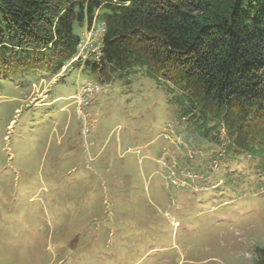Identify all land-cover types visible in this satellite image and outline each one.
<instances>
[{"label": "rangeland", "instance_id": "374dc122", "mask_svg": "<svg viewBox=\"0 0 264 264\" xmlns=\"http://www.w3.org/2000/svg\"><path fill=\"white\" fill-rule=\"evenodd\" d=\"M97 26L56 74L0 80V264H254L263 157L199 137L163 77L100 82Z\"/></svg>", "mask_w": 264, "mask_h": 264}, {"label": "trees", "instance_id": "16d2710c", "mask_svg": "<svg viewBox=\"0 0 264 264\" xmlns=\"http://www.w3.org/2000/svg\"><path fill=\"white\" fill-rule=\"evenodd\" d=\"M94 21L105 32L84 67L100 82L163 77L199 137L218 144L224 129L229 151L264 159V0H0V80L56 74L78 51L75 25Z\"/></svg>", "mask_w": 264, "mask_h": 264}, {"label": "built area", "instance_id": "2783aa9c", "mask_svg": "<svg viewBox=\"0 0 264 264\" xmlns=\"http://www.w3.org/2000/svg\"><path fill=\"white\" fill-rule=\"evenodd\" d=\"M104 32H105V26H104V24L103 23H98V26L97 27H94L93 29L90 30V36L91 37H96L98 35H104ZM99 91L100 90H98L97 93Z\"/></svg>", "mask_w": 264, "mask_h": 264}]
</instances>
